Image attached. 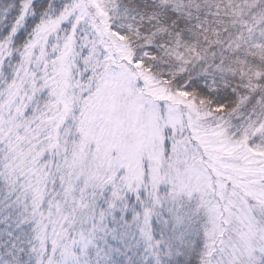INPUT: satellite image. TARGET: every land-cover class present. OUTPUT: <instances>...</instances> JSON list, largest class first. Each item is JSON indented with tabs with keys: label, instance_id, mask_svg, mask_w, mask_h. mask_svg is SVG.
<instances>
[{
	"label": "snow or ice",
	"instance_id": "1",
	"mask_svg": "<svg viewBox=\"0 0 264 264\" xmlns=\"http://www.w3.org/2000/svg\"><path fill=\"white\" fill-rule=\"evenodd\" d=\"M0 264H264V0H0Z\"/></svg>",
	"mask_w": 264,
	"mask_h": 264
}]
</instances>
